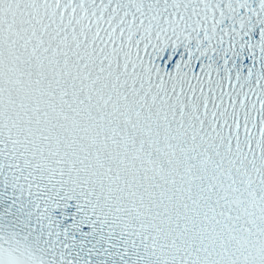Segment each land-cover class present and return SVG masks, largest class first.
Here are the masks:
<instances>
[{
    "label": "snow or ice",
    "instance_id": "6c2138e0",
    "mask_svg": "<svg viewBox=\"0 0 264 264\" xmlns=\"http://www.w3.org/2000/svg\"><path fill=\"white\" fill-rule=\"evenodd\" d=\"M0 264H264V0H0Z\"/></svg>",
    "mask_w": 264,
    "mask_h": 264
}]
</instances>
